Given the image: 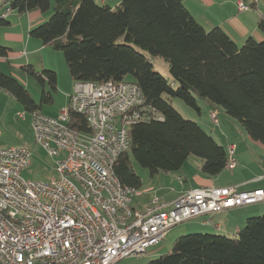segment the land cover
Returning <instances> with one entry per match:
<instances>
[{
    "label": "trees",
    "instance_id": "16d2710c",
    "mask_svg": "<svg viewBox=\"0 0 264 264\" xmlns=\"http://www.w3.org/2000/svg\"><path fill=\"white\" fill-rule=\"evenodd\" d=\"M249 8L254 0H242ZM18 13L52 9L31 28L29 37L61 51L74 83H133L142 92L144 107L161 119L133 123L129 149L113 165L119 182L132 190L142 186L133 162L149 177L178 171L189 156L202 160L200 172L221 173L226 148L198 123L185 119L166 99L178 98L200 111L197 99L235 119L248 137L264 145V19L257 28L263 39L247 37L238 46L220 27L205 30L182 0H120L114 8L94 0H11ZM9 21L0 15V29ZM10 49L0 44V58ZM145 54L164 59L169 78L153 69ZM22 71L56 90L54 71L37 72L31 64ZM0 89L30 115L53 101L42 90L39 103L11 74L0 68ZM68 126L88 133L85 118L69 113ZM145 264H264V215L248 217L235 236L210 233L180 235L169 250Z\"/></svg>",
    "mask_w": 264,
    "mask_h": 264
},
{
    "label": "built area",
    "instance_id": "2783aa9c",
    "mask_svg": "<svg viewBox=\"0 0 264 264\" xmlns=\"http://www.w3.org/2000/svg\"><path fill=\"white\" fill-rule=\"evenodd\" d=\"M237 8L249 5L238 0ZM70 112L85 118L88 133L68 126ZM218 114L216 108L209 113L214 123ZM150 117L161 119L126 82L75 83L57 116L32 113L35 141L54 161L57 176L26 180L21 172L30 164L29 151L0 147V264H117L145 255L176 225L264 202V188L202 186L169 204L153 195L143 210L133 208L134 190L119 182L113 165L129 149L130 126ZM226 154L232 169L233 145Z\"/></svg>",
    "mask_w": 264,
    "mask_h": 264
},
{
    "label": "crops",
    "instance_id": "0c3cea01",
    "mask_svg": "<svg viewBox=\"0 0 264 264\" xmlns=\"http://www.w3.org/2000/svg\"><path fill=\"white\" fill-rule=\"evenodd\" d=\"M49 1L52 8L54 0ZM94 1L99 5H107L111 8L120 2V0ZM182 2L192 17L205 30L220 27L236 44H242L247 37H253L258 41L263 39L257 28V22L260 18L264 19V0H258L253 7L246 11L238 10V0H182ZM2 14L3 12H0V15ZM50 14V10L46 12L33 10L24 13H18L14 10L11 16L8 14L5 16V19L9 20V25L0 29V44L8 47L10 51L6 57L0 58V68L3 72L28 79L21 68L25 64H31L35 68L30 57L43 50V45L39 40L29 37V31L45 21ZM40 87L41 89L35 88V92L41 93L42 90L46 89L44 84ZM73 88L74 86L72 87L71 84L60 86L64 92L65 101L67 95L73 92ZM0 92L9 95L2 89ZM9 96L15 100L11 95ZM197 104H199L198 100ZM206 105H209L211 110L214 108L208 103ZM20 115L24 116L23 113H19ZM236 132L238 136L236 143L235 141H226V145L234 146L236 165L232 169L236 171L235 176H223L220 173L216 176L204 175L199 169L202 160L197 157L196 160H192L195 161L197 172H189L184 167V163L178 171L156 174V178H154L155 176L152 177L150 182H147L143 187L145 191L142 190L140 199L136 200L135 204L133 199L131 200L132 207L143 210L153 195L159 196L162 201L169 204L181 192L202 186L237 187L241 190L264 188V145L251 140L243 128H236ZM261 214H264V202L249 206L230 207L219 212L205 214L194 218V220H189L191 222L188 221L186 226L170 229L162 242L166 241L170 234L171 238H174L177 234L196 232L203 228L211 232L235 236L248 217ZM162 242L158 246H161Z\"/></svg>",
    "mask_w": 264,
    "mask_h": 264
},
{
    "label": "rangeland",
    "instance_id": "374dc122",
    "mask_svg": "<svg viewBox=\"0 0 264 264\" xmlns=\"http://www.w3.org/2000/svg\"><path fill=\"white\" fill-rule=\"evenodd\" d=\"M10 1L11 0H0V12L4 13L5 9L9 8ZM50 11H52V9ZM12 12H14V10H10V12H8V16L9 15L11 16ZM242 44H237V45L241 46ZM42 48L43 50L41 52L38 51L35 55H31L30 57L31 61L35 65L34 69L37 72H40L43 69L54 71L57 76V81H56V90H52L47 83L44 84L46 88L45 90L47 92H51L53 101L50 104L42 103L41 113L47 116H57V114L61 111V109L64 107V105L67 102V97L65 101L64 92L60 89V86L71 84V86L73 87L75 83L74 81H72L68 73L62 52L54 50L49 45L43 46ZM145 55L148 58V60L152 63L153 69L168 79L169 73H168V65L166 61L160 57H152L148 54ZM12 76L15 79H17L21 83V85H23L29 91L31 97L39 103L40 92L38 91L35 92V91L37 88L41 89L40 87L41 85L28 75H27L28 79L20 78L19 75L17 76L12 75ZM1 92H0V147H23L29 151L31 155L30 164L28 165V167H26V169H24L21 172V176L26 180L48 181L56 177L57 174L56 171L54 170V161L35 141L34 134L31 128V117L29 113L25 112L22 106L19 103H17L16 100H13L9 95H6ZM165 99L182 115L183 118L198 123L207 133L212 134L216 139V142L220 143V145L226 148L227 146L230 145V144L226 145L227 143L226 141H235L236 143L238 139L236 128L242 129L240 124L235 119H232L231 117L227 116L222 111L217 115V123H214L210 119L209 113L211 109L209 105H206V103H208L206 100L202 98L197 99L199 102L198 104L200 109V113H199L198 110H196L192 106L185 104L182 100L178 98H169L165 96ZM19 113H23L24 116H19ZM196 158H197L196 156H191L189 159L186 160L184 167L189 172L192 173H195V171L197 172L195 161L194 162L192 161V160H196ZM133 167L135 172L138 175H140L142 180V187H140L138 190H134L131 197L133 199L132 200L133 203L135 204L136 200L140 199V194L142 193L143 187L147 182H150L152 178L149 177L148 171L146 169L139 167L134 162H133ZM220 174H223V176H230V175L235 176L236 171H233V169L230 168H225ZM154 178H156V176ZM189 222L186 221L184 223L176 225L174 228L177 227L176 229H178L180 227L186 226L188 225ZM243 226L244 224L241 226V228ZM194 233L223 234L218 232H211L204 228L196 232H184L181 234H177L176 237L174 238H171V234H170L167 237V240L162 242L161 246L154 247L155 250H152L153 248H149L147 250L148 252L144 256H129L123 258L117 264H145L149 262V260L152 261L158 258L160 255L165 254L169 250L172 242L180 235L194 234Z\"/></svg>",
    "mask_w": 264,
    "mask_h": 264
}]
</instances>
